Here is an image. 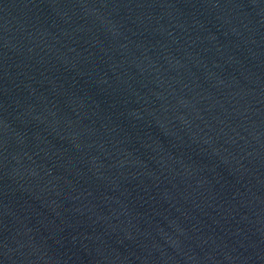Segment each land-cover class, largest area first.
<instances>
[{"label":"water","instance_id":"1","mask_svg":"<svg viewBox=\"0 0 264 264\" xmlns=\"http://www.w3.org/2000/svg\"><path fill=\"white\" fill-rule=\"evenodd\" d=\"M0 264H264V0H0Z\"/></svg>","mask_w":264,"mask_h":264}]
</instances>
